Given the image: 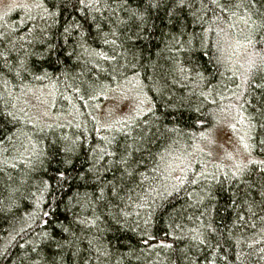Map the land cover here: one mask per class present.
<instances>
[{"label":"trees","instance_id":"obj_1","mask_svg":"<svg viewBox=\"0 0 264 264\" xmlns=\"http://www.w3.org/2000/svg\"><path fill=\"white\" fill-rule=\"evenodd\" d=\"M32 2L34 0L21 5L26 7L0 15V32L9 34L13 41L5 40L0 51L12 49L8 55L25 59L28 66V71L19 76L15 75L17 69L0 74V97H3L0 100V124L5 130L11 128L10 118L3 115L4 101L9 102L8 110H12L11 104L15 103L17 108H25L30 115L34 111L25 105L24 98L29 91L38 89L47 91L48 102L52 103L50 112L58 118L46 123L61 127L45 129L36 137L41 141L37 147L45 152L43 164H37L36 171L30 170L27 153L20 158L10 147L7 152L0 151V264H33L34 261L50 264L57 252V244H64L62 264H209V261L211 264H264V220L261 219L264 217V198L260 195L264 191V165L249 163L242 173L232 177L231 170L213 164L208 167L206 159L199 154L201 142L208 138L221 116L235 115L244 122L249 137H252L249 140V151L254 156L252 161L264 160L259 143L264 139V129L259 127V123H264V117L260 115L264 113V86H256L264 85V70L253 69L248 83H242L241 76L252 49L245 52L231 45V41L217 34L214 25L212 31L205 34L203 29L209 24L201 27L185 15L182 20L189 24L187 32L202 37L203 46L197 39L191 50L177 51L169 42L172 29L166 15V9L171 6L168 0L158 10L152 9L150 16L145 13V31L137 40L135 28L125 31L123 26L112 23L117 18L127 20L128 14L116 8L114 0H100L99 11L92 14L103 21L102 32L98 35L94 26L90 28V18L85 21L83 13H74L75 19L83 24L82 30L90 32L91 36L85 45L87 51L77 49L79 60L76 56L67 59L65 51L72 50L71 41L64 50L58 48L49 55L33 40L39 35L37 26L43 27L45 21L38 17L29 20V15L36 16L38 11L43 14L31 5ZM41 2L49 11H60L59 0ZM146 5L147 0H128L131 9L143 11ZM112 8H116L115 15H112ZM71 19L67 12L58 15V23L52 26L49 34L62 31L65 21ZM110 28L116 34L107 35V39L115 40V44L104 43V34L109 33ZM53 43L63 44V40L53 38ZM34 51L36 56L25 55ZM95 53H102L109 59ZM57 56L62 62H57ZM3 63L4 59L0 57V65ZM43 71L48 72L50 80L34 79ZM112 76L116 77L115 81ZM93 80H96V87L89 92L95 98L89 99L85 95L84 100H80L79 96L84 95V83ZM130 81H138L143 87L155 115L147 112L148 107L134 124L128 121L108 123L107 119H101L97 107L103 103L106 94ZM222 95L229 97L233 103L230 107L222 105L224 98L218 99ZM249 124L253 125L251 130ZM165 128L174 131L167 132ZM30 129L31 125H25V131ZM125 132L130 134L127 138ZM141 135L146 139L140 145L142 151L135 153V159L142 161L140 171L148 177L144 182L145 189L149 184L158 185L159 180L168 175L169 160L174 155L183 158L186 166L181 175L186 182L181 190L162 202L148 224L144 221L149 219V209L137 207L140 188L130 193L132 199L126 198L124 203L113 200L107 189L106 198L97 200L100 186L91 174L87 181L81 179L100 149L112 150L103 138L115 136L124 145L132 144L133 139ZM65 145L74 147V151L65 153ZM92 149L97 152L93 153ZM160 155L165 156L164 162L159 160ZM5 159L7 164L3 162ZM65 160L68 163H64ZM157 164L160 172L153 171ZM166 165L167 171L164 170ZM201 171L214 173L218 178L211 182L210 195H205L209 192L207 181L197 185L187 182L194 173ZM60 172H64L63 178L59 176ZM106 175L112 179V173ZM41 180L48 182L46 191L38 190ZM136 180L139 182L141 177L138 175ZM167 183L178 184L179 181L171 174ZM133 186L129 183V187ZM197 200L200 201L198 204ZM45 212L49 215L44 216ZM117 212L121 213L122 227L109 216V213ZM126 212L131 215L126 217L127 224H124L123 213ZM202 212L204 216H201ZM209 223L218 230L213 242L219 240L221 245L215 255L192 240L194 231H204V226ZM68 240L74 243L68 244ZM162 244H171L172 248L162 247ZM33 247L37 248L38 255L32 252ZM237 254L240 260L236 259ZM225 256L226 260L223 259Z\"/></svg>","mask_w":264,"mask_h":264},{"label":"snow or ice","instance_id":"obj_2","mask_svg":"<svg viewBox=\"0 0 264 264\" xmlns=\"http://www.w3.org/2000/svg\"><path fill=\"white\" fill-rule=\"evenodd\" d=\"M170 3V7L166 9V15L168 17V24L171 26L172 31H170V44L172 48H175L177 51H189L194 47V42L199 39L201 41V45L203 46V38L200 37L197 33L193 32L189 34L187 32V28L189 24L182 20L183 16H187L190 18L193 24H199L203 27L204 24H209L208 28L203 29L206 34L209 31H212V26L214 25L217 34L222 35L231 41V45H234L236 48L244 49L247 52L248 49H252L250 53H248L247 58L245 60V64L247 67L244 68V72L241 73L243 77L242 83H248L251 77V73L253 69L264 70V0H168ZM100 0H59V12L49 11L44 7L41 0H34V7L38 10H42L37 12L36 16L29 15V20H35L37 17L40 20L45 21V25L43 27L37 26L38 36H34L33 40L39 43L41 48L44 49L49 55L53 54L58 48L61 50L65 49V46L69 44L71 41V51H65V56L67 59H71L73 56H76L77 60L80 59V56L77 54V49H82L83 51H87L85 45L88 42L89 37L91 36L90 32L83 31V24L75 19L74 13H83L85 21H88L90 18L89 27L92 28L94 26L95 31L99 35L102 32V23L103 21L98 20L93 12L99 11ZM116 3V8H119L121 11H125L128 14V19L123 20L117 18L112 21L115 25L123 26L125 31L130 30L131 28L136 29V39L139 40L140 33L145 31L144 25L147 23V18L145 13L148 16L151 15V10H158L162 4L165 3V0H147L146 8L141 11L139 8L131 9L128 7V0H114ZM198 5V6H197ZM26 7V6H21ZM109 7H111L109 5ZM116 8H112V15H115ZM64 12L68 13L69 17L72 19L66 20L63 26V30L58 33H50V29L53 25L58 23L57 17L58 15H62ZM210 14V15H209ZM110 19V18H105ZM51 21V23H47V21ZM115 35V30L110 28L109 33L104 34V43L105 44H115V40H108L107 35ZM53 38L57 41L63 40V44L53 43ZM95 39L96 37H91ZM131 39V37H129ZM8 40L9 43H13L9 34L0 32V46L3 45L4 41ZM32 43L31 41L29 42ZM219 41H217V47H219ZM230 45V46H231ZM168 45H166L167 47ZM23 48V45H21ZM12 49L6 48L4 51H0V57L4 59V63L0 65V74H4L5 70L8 73H12L14 69L15 75L19 76L21 72L28 71V66L25 59H17L12 58L8 55ZM33 55L36 56L37 52L26 53L25 55ZM43 52L40 53L43 56ZM207 55V53H204ZM97 56H103L102 53H95ZM104 59H109L107 56H103ZM115 59V57H112ZM10 61H12L10 63ZM57 62L60 61L59 56H57ZM244 67V65H241ZM116 71V69H113ZM183 71V69H181ZM135 75H139V73H135ZM201 79H204L200 73H197ZM36 80H44L51 79L47 71H43L41 75L34 76ZM98 79V78H97ZM111 79L115 81L116 77L112 76ZM264 79V78H262ZM7 83V81H5ZM139 84V82L137 81ZM257 87H262L264 85H256ZM96 87V80L85 82L84 83V95L79 96L80 100H84L85 95L88 96L89 99H94L95 97L89 92V89L94 90ZM101 87H107V85H102ZM240 85H237L239 88ZM30 90V89H29ZM77 92L80 91L79 88L76 89ZM140 93H143V87L139 88ZM23 94V93H22ZM100 94H103L102 92ZM11 95V93H9ZM203 95V93H202ZM234 95H236L234 93ZM123 98V97H122ZM3 97H0L2 100ZM38 101V106L46 105L48 102L44 99H41L40 96L36 97ZM146 100L147 97L145 96ZM8 101H4V112L3 115L10 118L11 128L5 130L4 126L0 124V146H3L0 151L7 152L9 147L12 151L17 153V156L20 158L25 157V153L27 156V163L30 167L31 171H36L37 164H43V158L45 157V152L43 149H39L37 145L41 142L36 137L39 136L40 133H44L45 129H53L55 127H61L58 124H48L44 123V119L50 116V111L48 108H43L37 115L32 116L29 115V112L25 110V108H17L15 103L11 104V109L8 110ZM27 103V102H26ZM144 103V100L140 101V104L137 105L135 109V116L129 115L126 120L131 123L136 122V118L141 115L142 108L140 105ZM85 106H87L85 104ZM148 113H152L155 115L154 106L149 107L147 109ZM264 117V113L260 114ZM159 120V117H156ZM144 124L147 125L148 121L145 120ZM25 125H31L30 131H25ZM234 127V126H233ZM259 127L264 129V123H259ZM253 125L249 124V129L251 130ZM99 131V129H96ZM159 131V129H157ZM165 131L171 132L174 129H167ZM151 132V129H149ZM163 135L164 133H160ZM127 138L129 133H124ZM203 136L204 133H201ZM63 140H67V137H63ZM106 140L107 144L111 147L112 150L108 148L100 149L99 154L95 155L90 163L89 168L85 174L81 175V179L87 181L89 178V174L91 177L97 182L98 186H100V195L97 197V200H104L105 189L111 195L113 200L119 201V203H124L125 199L131 200L132 197L130 193L134 192L136 188H140L141 192L137 194V207L138 208H148V217L144 221L145 224L149 223V220L152 215L155 214L156 209L162 206V202L167 200L169 197L173 196L174 193L181 190V186L186 182V178L181 176L176 179L179 181L178 184H169L167 183L169 176H163V179L159 180L158 185L149 184L147 189L144 188V182L148 179L147 176L143 172L140 171V167L142 166V161L135 159V153L141 152L142 148L140 145L146 139L145 135H141L138 138L133 139L132 144L125 143L121 145L119 141H117L115 136L111 138H103ZM252 139V137H249ZM244 138L241 137V141ZM212 141L209 140V143ZM55 143V141H53ZM261 145V150L264 151V139L259 141ZM75 145V142H73ZM133 145H137L133 147ZM243 147L246 151L250 150L251 145L248 143H244ZM65 153L70 151H74V147H69L65 145L63 148ZM93 153H96V149H92ZM15 158V157H14ZM229 158L231 155L229 154ZM159 160L161 162L165 161V156L160 155ZM36 163H33V162ZM106 161V163H105ZM7 164V159L3 161ZM250 163H259L264 165V160L262 161H249ZM64 163H68L67 160ZM15 168V164L12 165ZM234 168L236 171L232 172V177H237L238 173H242L246 168V165L242 163L234 164ZM165 171H167V165L165 166ZM264 170V169H262ZM154 172H160V165L157 164L153 169ZM112 173V179L107 178V173ZM116 173H119L117 176ZM141 177V180L137 182L136 177ZM59 176L61 178L64 177V172H60ZM229 177L225 174V179ZM154 180L157 177H153ZM217 176L214 173H206L201 171L199 173H194L193 178L187 180L188 183L192 185L200 184L202 181L208 182L209 192L205 193V195H210L211 182L217 181ZM129 183L134 185L133 187H129ZM41 187L38 190L46 191L49 188L48 182L46 180H41ZM203 192L204 189L201 188ZM123 193V195H121ZM191 196V193H186ZM261 197L264 198V191L260 193ZM202 199V197H201ZM200 201L197 200L198 204ZM111 204L112 201H109ZM233 203H235L233 201ZM115 207L116 205L113 204ZM127 207V205H125ZM264 210V209H262ZM47 212L44 213V216H48ZM131 215V213H123L124 224H127L126 217ZM139 215V213H137ZM110 218L118 225L123 226L121 224V213H109ZM201 216H204V213H201ZM98 220L99 217L97 216ZM240 220H243L244 217H239ZM264 220V217H261ZM84 223V221H81ZM94 223V221L92 222ZM64 231H68V229H64ZM218 230L212 226L211 223L204 226V231H194V235L192 236V240L196 241L198 246H202L203 248L208 249L209 253L212 255L216 254V249L220 248V241L216 240L213 242L214 236L217 234ZM179 239V238H177ZM68 244H73L72 240L67 241ZM147 243V241H145ZM162 247L172 248L171 244H162ZM63 250L64 244H57V252L53 255L50 264H62L63 262ZM99 251V250H98ZM183 251V250H181ZM32 252L37 253V248L33 247ZM187 258V257H185ZM240 255H236V259L240 260ZM223 259H227V257H223ZM205 260H208V257L205 256ZM33 264H36L34 261ZM211 264V261H209Z\"/></svg>","mask_w":264,"mask_h":264},{"label":"rangeland","instance_id":"obj_3","mask_svg":"<svg viewBox=\"0 0 264 264\" xmlns=\"http://www.w3.org/2000/svg\"><path fill=\"white\" fill-rule=\"evenodd\" d=\"M31 1L32 0H0V15L7 14L21 7V5L29 4ZM32 4H34V2H32L31 5ZM140 87L141 85H139L137 81H130L108 92L103 103L97 107L98 116L101 119H107L108 123H112L110 121H127L126 118L129 115L135 116V109L137 105L140 104L141 100H144V103L140 105V107L143 111L146 110L149 105L147 100L144 99L146 96L144 89L143 93H140ZM37 90L29 91L24 98L25 105H28L34 111L30 113L32 116L37 115L45 107L50 111V105H52V103L48 102L49 95L47 91ZM37 96H40L41 99L46 100L48 103L43 106H38ZM223 98L224 96L222 95V97L218 99ZM222 103L224 107H230L233 104L229 97L224 98ZM235 117L238 118L236 119ZM56 120H58V118L54 117L50 112V116L44 119V123H51ZM241 137L244 138L243 141H241ZM209 140L212 142L209 143ZM249 140V131L245 127L244 122L239 119V116H221V120L210 132L208 138L204 140L205 142H201L202 151L199 150V154L206 159L205 163L208 167L213 164L217 165L218 168H224V170H231L234 172L236 171L234 164L242 163L247 165L250 163L249 161H252L254 158L253 154L249 150L246 151L243 147L244 143H250ZM229 154L231 158H229ZM169 165H171L169 172L175 178L180 177L186 168L183 158L177 155L170 158Z\"/></svg>","mask_w":264,"mask_h":264}]
</instances>
